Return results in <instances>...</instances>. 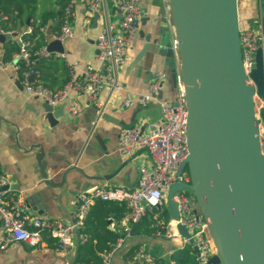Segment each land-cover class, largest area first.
<instances>
[{
  "label": "crops",
  "instance_id": "1",
  "mask_svg": "<svg viewBox=\"0 0 264 264\" xmlns=\"http://www.w3.org/2000/svg\"><path fill=\"white\" fill-rule=\"evenodd\" d=\"M92 1H75L71 10L73 35L64 41L66 57L62 60L75 66V76L82 79L89 65L104 69L96 41L108 21L115 19L112 1L99 0V16L94 21V12L89 9ZM165 5L164 0H140L142 15L138 33L128 48L125 62L115 70L116 85H105L99 93L102 108L89 104L86 94L70 88L69 98L83 104L84 109L72 113L64 108V114L55 122L44 111L45 100L29 95L12 67L4 65V47L0 41V164L10 179L6 190L8 201H20L32 217L70 221L80 193L100 186L137 187L139 166L151 157L145 149L127 154L122 149L120 134L124 127L132 125H140L147 131L152 122L160 119L161 110L157 101L124 106L123 99L146 92L158 72L166 74L163 92L171 96L170 73L178 67V60L171 51ZM57 7V0H39L37 13ZM237 7L240 30L252 29L262 35L264 43V0H237ZM54 24L51 20L45 28L47 48L50 41L58 40L54 38ZM26 29V26L20 28ZM55 52L58 51L51 53L55 55ZM47 66L49 77L61 82L63 69ZM17 80L22 86L16 84ZM256 103L261 101L256 99ZM63 180L68 181L65 192L59 185ZM112 226L124 236L119 222H113ZM55 240L56 247L48 246L44 236L37 246L11 243L0 249V264H75L77 242L73 249L65 250ZM136 243L173 264L170 255L176 244L159 235L138 239L126 236L113 264H134L135 261L123 257Z\"/></svg>",
  "mask_w": 264,
  "mask_h": 264
},
{
  "label": "water",
  "instance_id": "2",
  "mask_svg": "<svg viewBox=\"0 0 264 264\" xmlns=\"http://www.w3.org/2000/svg\"><path fill=\"white\" fill-rule=\"evenodd\" d=\"M168 5L179 58L170 73L171 84L176 88L180 74L188 110L189 153L178 171L187 169L190 176L164 193L170 218L179 219L175 194L187 189L216 248L208 264H264V157L259 138L264 106L258 113L256 109V98L264 100V44L253 52L246 71L237 0H168ZM98 16L99 9L94 21ZM47 50L64 52V42L52 40ZM16 84L22 86L18 80ZM43 108L51 122L64 114V104L54 108L45 100ZM59 185L65 192L68 181ZM178 228L188 234L184 226Z\"/></svg>",
  "mask_w": 264,
  "mask_h": 264
},
{
  "label": "built area",
  "instance_id": "3",
  "mask_svg": "<svg viewBox=\"0 0 264 264\" xmlns=\"http://www.w3.org/2000/svg\"><path fill=\"white\" fill-rule=\"evenodd\" d=\"M76 0H71L68 11L72 10ZM113 3L114 21L102 28L96 45L99 51L98 58L104 69L89 65L84 79L75 76V66L68 64L71 79L61 89L54 91L41 83H34V72H25L21 83L29 95L38 96L48 101L52 106L64 104V108L72 113H79L84 105L75 99L69 98V89L73 88L80 93L87 95L88 103L102 108L103 102L99 93L108 84L116 85L115 70L122 65L127 57L128 48L139 30V22L142 11L140 0H111ZM166 3L164 17L171 34V49L178 60V41L175 36L174 25L170 14L168 0ZM99 0H93L89 6L90 12L99 9ZM4 36L14 37L12 31L0 30ZM73 35L71 21L65 18L61 27V33L54 35L55 39L62 42ZM22 44L20 52L14 54V60L22 58L27 64L31 63L33 57L26 49L29 44L21 38H17ZM240 41L242 47L243 64L246 71H249L252 63V54L263 43L262 35L252 29L240 30ZM43 54H51L44 46ZM55 56L65 58V52H55ZM14 60L4 62L5 66L12 67L16 77L18 76L19 64ZM166 74L158 72L148 84L147 91L135 96H128L123 99L124 106L135 104H148L157 101L161 110L160 119L152 122L147 131L140 125L124 127L120 134L122 149L127 154H133L145 149L151 160L139 166V180L136 188L123 186H100L90 192H82L77 196V209L70 221L61 219H45L39 216L32 217L24 211L18 200L8 201L5 196L6 190H0V249H5L11 243L25 242L37 246L42 241L43 232L58 240L59 247L70 250L78 242L77 230L83 224L90 207L96 200L123 202L127 213L119 221L124 232L108 249L102 252L104 264H113L119 255L120 249L124 246L126 236L131 235V225L137 222L147 212L152 213L153 218L160 221V215L166 206L165 192L177 180L189 181V172L185 169L179 172L180 165L188 156L187 142V117L188 110L185 99L184 84L180 74L177 76V86L174 88V95L167 96L159 91L164 88ZM258 99V98H256ZM260 100V99H259ZM256 103L257 113L264 106V100ZM260 144L264 157V124L260 125ZM10 184V179L2 171L0 164V188ZM179 210V219L168 221L164 227V237L175 242L176 247L190 245L195 250L198 264H208L209 259L216 253V248L209 234L207 222L200 212L197 204L192 199L193 195L187 189L180 194H175ZM178 225L184 226L188 234L182 233ZM159 234V233H158ZM157 234V235H158ZM77 240L75 241V237ZM86 236H81L85 240ZM139 264H156V257L147 252L142 246L137 250L134 259Z\"/></svg>",
  "mask_w": 264,
  "mask_h": 264
},
{
  "label": "trees",
  "instance_id": "4",
  "mask_svg": "<svg viewBox=\"0 0 264 264\" xmlns=\"http://www.w3.org/2000/svg\"><path fill=\"white\" fill-rule=\"evenodd\" d=\"M71 0H57V8L44 10L37 13L39 0H0V30L12 31L15 35L3 41L4 55L3 62L14 60V54L19 53L22 41H28L26 49L33 57L31 63L27 64L22 58L14 61L19 64L17 78L22 81L25 72H34L33 82L41 83L43 86L57 91L63 88L71 79L68 63L53 53L47 55L41 53V49L47 45L48 39L45 28L49 21H54L53 34L59 35L61 27L66 17L72 23V11H68ZM26 26V30H20ZM48 65L55 68H62L64 77L57 83L56 79L49 77L50 69ZM187 170V169H186ZM188 171V170H187ZM8 192H5V196ZM192 194V193H191ZM193 195V194H192ZM167 207L160 215V221L153 218L152 213L147 212L141 219L131 225V236L138 239L144 236L158 235L164 238V227L170 220ZM127 213V208L123 202L96 200L90 207L83 224L78 228V242L75 254V264H104L102 252L114 244L121 236L122 232L112 226L113 222H119ZM86 236L81 240V236ZM44 239L48 246L56 247L55 238L49 232L44 231ZM139 244L131 245L125 260L134 261V256L139 249ZM173 264H198L195 250L192 246L177 247L170 255ZM156 264H169L165 259L156 257Z\"/></svg>",
  "mask_w": 264,
  "mask_h": 264
},
{
  "label": "rangeland",
  "instance_id": "5",
  "mask_svg": "<svg viewBox=\"0 0 264 264\" xmlns=\"http://www.w3.org/2000/svg\"><path fill=\"white\" fill-rule=\"evenodd\" d=\"M171 51H172V49H171ZM174 92H175L174 89H172L171 95H174ZM167 211H168V209H167ZM167 213H169V211Z\"/></svg>",
  "mask_w": 264,
  "mask_h": 264
}]
</instances>
